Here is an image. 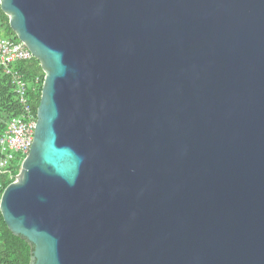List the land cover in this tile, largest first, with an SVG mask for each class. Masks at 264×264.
<instances>
[{"label":"water","instance_id":"obj_1","mask_svg":"<svg viewBox=\"0 0 264 264\" xmlns=\"http://www.w3.org/2000/svg\"><path fill=\"white\" fill-rule=\"evenodd\" d=\"M46 73L0 209L31 264H264V0H0Z\"/></svg>","mask_w":264,"mask_h":264},{"label":"trees","instance_id":"obj_2","mask_svg":"<svg viewBox=\"0 0 264 264\" xmlns=\"http://www.w3.org/2000/svg\"><path fill=\"white\" fill-rule=\"evenodd\" d=\"M0 38L19 42L10 26L9 17L1 8V4ZM13 69L28 84V103L33 112L37 113L41 104L46 78V73L40 61L33 58L16 64ZM23 113L24 108L19 102L12 75H7L4 69L0 68V140L6 133L9 122L21 117ZM18 159L20 160V157ZM20 170L21 163L16 161L11 165V174L8 173L0 177V202L5 190L17 180ZM32 252L33 247L22 237L15 236L8 228L0 209V264H31Z\"/></svg>","mask_w":264,"mask_h":264},{"label":"built area","instance_id":"obj_3","mask_svg":"<svg viewBox=\"0 0 264 264\" xmlns=\"http://www.w3.org/2000/svg\"><path fill=\"white\" fill-rule=\"evenodd\" d=\"M33 58V54L24 43L0 38V68H3L7 75H12L19 102L24 108L21 117L9 122L7 131L0 140V177L11 174V165L14 162L20 161L22 164L34 143L37 113L33 112L28 103V84L13 69L16 64Z\"/></svg>","mask_w":264,"mask_h":264},{"label":"rangeland","instance_id":"obj_4","mask_svg":"<svg viewBox=\"0 0 264 264\" xmlns=\"http://www.w3.org/2000/svg\"><path fill=\"white\" fill-rule=\"evenodd\" d=\"M22 165V164H21ZM14 168V167H13Z\"/></svg>","mask_w":264,"mask_h":264},{"label":"clouds","instance_id":"obj_5","mask_svg":"<svg viewBox=\"0 0 264 264\" xmlns=\"http://www.w3.org/2000/svg\"><path fill=\"white\" fill-rule=\"evenodd\" d=\"M20 42V41H19Z\"/></svg>","mask_w":264,"mask_h":264}]
</instances>
